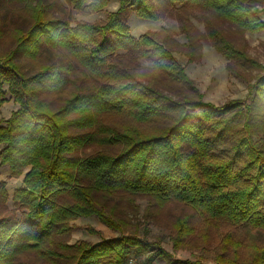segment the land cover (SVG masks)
<instances>
[{"label": "trees", "instance_id": "obj_1", "mask_svg": "<svg viewBox=\"0 0 264 264\" xmlns=\"http://www.w3.org/2000/svg\"><path fill=\"white\" fill-rule=\"evenodd\" d=\"M14 1L30 9L32 20L18 30L15 48L0 56V106L7 93L18 103L0 119V164L8 165L13 177L24 175V186L15 191L14 210H9L6 182L0 181V209L10 213L0 217V264H31L20 258L28 252L51 264H123L131 254L145 252L150 245L135 234L69 243L71 222L83 216L95 215L120 231L121 218L98 199L120 192L147 195L160 204L184 203L209 222L264 230V72L250 87L249 102L211 104L174 56L178 43L170 33L136 37L129 25L132 16L159 20L161 2L177 14L186 8L213 12L257 32L264 21L255 0H119L104 21L75 25L55 15L59 0ZM68 1L88 13L109 3ZM188 20L179 19L192 61L198 43ZM209 30L233 74L232 62L263 69ZM46 50L66 51L91 79L90 86L81 89L72 79L71 63L23 72L21 57L36 60ZM140 59L150 67L141 66ZM65 93L60 102L53 101ZM108 114L124 120L108 126L100 120ZM94 126L99 132L87 131ZM90 143L117 151L78 156ZM177 230L176 247L191 228L180 220ZM160 254L170 256L162 248ZM214 262L264 264V246H256L250 258L222 252Z\"/></svg>", "mask_w": 264, "mask_h": 264}, {"label": "rangeland", "instance_id": "obj_2", "mask_svg": "<svg viewBox=\"0 0 264 264\" xmlns=\"http://www.w3.org/2000/svg\"><path fill=\"white\" fill-rule=\"evenodd\" d=\"M255 1L257 3L256 10L264 21V0ZM158 3H160L158 8L163 16L154 21L132 16L129 21L132 34L139 37L147 32L170 33L178 43L174 56L184 66L189 77L195 82L196 87H206L208 88L206 93L214 96V100L210 101L205 97L206 93L201 92L206 102L217 106L232 100L249 102L250 87L254 84L256 76L262 71L264 72V29L257 32L243 30L216 13H204L202 10L191 8H186V11L177 14L173 9L174 6ZM178 6L179 4L176 5V7ZM118 8L119 0H109L107 7L103 10L88 13L78 11L68 0H59L55 15L66 18L72 25L80 21L98 24L104 21L109 13L116 11ZM30 16L31 11L26 8L24 3H18L14 0H0V56L10 53L15 48L18 30L27 28L32 20ZM186 16L190 21L193 37L198 43L192 61L189 60L188 50L184 48L188 40L183 34L181 22L179 21L181 18L185 19ZM209 28L216 30L236 49L259 62L263 69L256 67L243 68L238 63L232 62V67L236 71L233 74V71L228 69L231 62L217 50L213 38L209 34ZM51 62L74 64L76 70L72 73V79L81 89H87L90 86L87 80L91 79L84 76V69L64 50H46L36 60L23 56L20 58L19 64L23 72L33 73L41 65ZM139 63L141 66L150 67L142 59L139 60ZM72 90L71 87L66 92ZM6 97H8V101L0 106V119L8 118L12 111L18 108V103L11 98L9 93ZM65 97L66 93L54 96L53 101L58 103ZM100 120L104 124L114 127L118 123H122L124 119L108 114L101 116ZM87 131L99 132V126H94V128L87 129ZM99 151L113 153L117 151V147L90 143L78 150L77 154L84 157L96 154ZM13 198L9 195L7 201L9 210H14ZM98 199L107 206L106 211L108 213L115 215L118 219L121 218V230L109 228L95 215L83 216L71 222L73 229L69 243L73 244L78 241L96 243L102 239L121 237L124 233L125 235H138L147 245H150L141 254H131L123 264H177L175 261H183L178 264H214L215 255L222 252L229 255L236 252L240 257L246 259L251 257L256 246H264V230L246 227L234 228V226L221 221L218 223L215 221L209 222L190 206L178 201H168L160 204L150 196L125 192L112 194L106 198L99 196ZM19 212L21 211L19 210ZM7 214L10 213L0 209V217ZM180 220H185L192 232L190 230L183 236L176 247L174 246L175 240L179 236L177 224ZM228 236L231 240L228 239ZM58 239L56 238L55 241H58ZM161 248L170 255L168 259L171 260H165L161 256ZM20 258L21 261L31 264H51L36 252L25 253ZM60 262L62 263V261Z\"/></svg>", "mask_w": 264, "mask_h": 264}, {"label": "crops", "instance_id": "obj_3", "mask_svg": "<svg viewBox=\"0 0 264 264\" xmlns=\"http://www.w3.org/2000/svg\"><path fill=\"white\" fill-rule=\"evenodd\" d=\"M198 87V89H200L203 93H206V89H208L202 86ZM205 97H207V99H209L210 101L214 100V96L210 95L209 93H206ZM0 181L6 182L7 191L9 195L13 197L15 191L24 186V175H21L20 177H13L11 176V170L8 165L5 166L0 164Z\"/></svg>", "mask_w": 264, "mask_h": 264}, {"label": "built area", "instance_id": "obj_4", "mask_svg": "<svg viewBox=\"0 0 264 264\" xmlns=\"http://www.w3.org/2000/svg\"><path fill=\"white\" fill-rule=\"evenodd\" d=\"M131 261V260H130ZM130 264H132V263H130Z\"/></svg>", "mask_w": 264, "mask_h": 264}]
</instances>
